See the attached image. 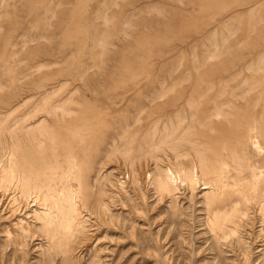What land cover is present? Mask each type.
Returning a JSON list of instances; mask_svg holds the SVG:
<instances>
[{
    "label": "rangeland",
    "instance_id": "374dc122",
    "mask_svg": "<svg viewBox=\"0 0 264 264\" xmlns=\"http://www.w3.org/2000/svg\"><path fill=\"white\" fill-rule=\"evenodd\" d=\"M155 96L264 99V0H0V113L31 115L23 128L34 133L75 117L79 125L65 131L84 136L47 141L50 151L66 145L75 154L53 164L77 163L75 179L52 197L57 208L15 180L0 186V264H264V198L255 197L238 230L217 234L206 225L203 181L192 190L178 181L168 196L152 185L155 167L175 166L173 150L148 147L147 130L121 139L125 102ZM5 136L0 176L11 157ZM257 140L228 190L261 194L264 175L253 180L248 168L264 152ZM39 147L21 148L20 158H39Z\"/></svg>",
    "mask_w": 264,
    "mask_h": 264
},
{
    "label": "bare ground",
    "instance_id": "6f19581e",
    "mask_svg": "<svg viewBox=\"0 0 264 264\" xmlns=\"http://www.w3.org/2000/svg\"><path fill=\"white\" fill-rule=\"evenodd\" d=\"M243 98H239V100L224 97L221 99L212 98L207 100L191 98L186 100L183 99V102L179 103L180 101L175 99L158 101L157 97L155 96L128 100L124 105V111L126 112L127 117L126 123L123 125L124 129L122 130L121 134V139H123V141L124 139H129L131 142H133L135 139L138 140L140 134L147 130L148 132L146 131V134H149L151 137V139H145L148 147H151L153 144L157 146L154 151L165 149H170L171 151L173 150V154L171 153V155L175 158L174 160H176L175 166L172 165L173 168L171 167L172 162L169 164V166H167V168L157 166L155 167L156 169L154 170L153 174H150V177L152 175L153 178L152 185L156 187L157 193L163 196L171 190V186L178 188V181L179 183L184 182V184L186 181V184L191 185V190L196 188L199 180L203 181L202 185L204 189H211L209 191L211 194H205V198L203 197L206 199V203L204 202L205 205L207 204L206 214L208 224L206 225H209L213 231H215L217 234H222V236H228L229 232H235V230H238L240 219L245 216V211L247 213V210L253 207L255 197L264 198V188L258 189L259 193H261L260 195H256L255 190L253 191L252 188L248 187H244L240 192L228 190L230 186H235V184H237L236 179L238 178L239 172L241 171L240 165L242 163V159L245 158V146L250 145V148L251 146L256 147V144H259V140H257V138H264V126L261 123V118L264 116V99ZM174 115L176 116V119L174 118ZM31 118L32 116L27 113H18L15 115L12 113H0V135H9L5 137L8 139L7 143L11 150V157L10 159L8 158L10 160L8 169H6V172L2 173L0 176V186L7 187V185L12 184L15 180L17 188H21L22 190L21 193L25 194L29 192L30 195L36 193L37 199L43 202V206L53 209L57 203L56 201L52 200V197L56 196L57 194L60 195L58 192L60 184L66 186L64 183L67 181V179H75L74 169L76 168L77 163H75L74 160H70L72 165L69 167H63L60 165L57 166L56 164H53L54 161H66L65 158H67L68 155H70V158H73L75 154L72 153L70 147L66 145H62L60 150L56 148L58 149L56 152L50 151L54 145L50 148V145L47 143V141L51 140L53 143V141L56 140L57 143H69L71 139L77 141L76 139L79 140L84 136L82 135L81 137L77 138V136L74 135L73 137H70V135L65 131L67 128H74L79 125H76L77 120L70 121L75 120V117H71V119L67 117L69 122L65 121L68 123L61 128H58L57 131L54 132L52 129L44 130L41 128H35L40 131L39 133H34L30 126H27L29 128H23V125L29 122ZM187 118L190 119L189 124L187 123ZM194 119L197 120L194 121ZM223 120L226 121L224 122ZM79 122H83V119H79ZM163 123L164 130L159 137V128L161 127H159V125ZM224 124L227 125L225 126ZM34 141H36L37 144H40L41 148L39 147V151L43 155L39 158L36 156L29 158L31 157L30 154L29 157L20 158L22 155L21 148L33 144ZM43 143H46V146L41 145ZM128 143L130 142L128 141ZM138 145L140 148L145 146L141 139L138 141ZM262 153L263 154L260 155L261 157L258 158V160L254 159L256 161L253 163L250 162V167H248L251 168L250 176H253V180L264 175V152ZM164 156L166 155L164 154ZM138 157H141L140 154ZM152 158L157 160L158 156H152ZM153 164L155 163L153 162ZM195 177L197 179H195ZM256 185L257 183L251 184V187ZM176 189L174 190L172 187V190L176 191ZM171 192L172 191H170V193ZM62 197H65L64 193ZM161 198L163 200L164 197ZM15 201H17V199H15ZM256 203L258 204L260 202ZM262 204L263 207L261 206L262 210L260 211L262 218H260L264 223V203ZM253 208L252 210H254ZM67 213L66 215H68ZM61 215L62 217L64 216L63 214ZM73 230L74 229H72V231ZM217 236L214 235L213 237ZM238 236L236 237L237 239ZM259 241L261 242L262 240ZM240 243L242 244V242H239V244ZM247 253H249V251ZM247 253H245V255ZM250 257L252 256L250 255ZM247 258L249 257H246V260Z\"/></svg>",
    "mask_w": 264,
    "mask_h": 264
}]
</instances>
